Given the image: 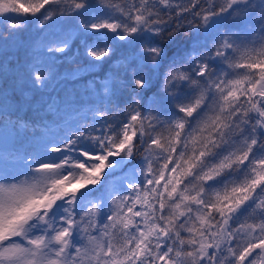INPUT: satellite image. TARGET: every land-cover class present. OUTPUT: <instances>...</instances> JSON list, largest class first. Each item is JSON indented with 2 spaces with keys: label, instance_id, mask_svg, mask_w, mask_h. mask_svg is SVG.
<instances>
[{
  "label": "snow or ice",
  "instance_id": "obj_1",
  "mask_svg": "<svg viewBox=\"0 0 264 264\" xmlns=\"http://www.w3.org/2000/svg\"><path fill=\"white\" fill-rule=\"evenodd\" d=\"M0 264H264V0H0Z\"/></svg>",
  "mask_w": 264,
  "mask_h": 264
},
{
  "label": "trees",
  "instance_id": "obj_2",
  "mask_svg": "<svg viewBox=\"0 0 264 264\" xmlns=\"http://www.w3.org/2000/svg\"><path fill=\"white\" fill-rule=\"evenodd\" d=\"M26 27H28V32H29V34L35 32V28H36L35 25H31V26H27V25H26ZM97 71H99V70H97ZM149 94H150V93H149Z\"/></svg>",
  "mask_w": 264,
  "mask_h": 264
},
{
  "label": "rangeland",
  "instance_id": "obj_3",
  "mask_svg": "<svg viewBox=\"0 0 264 264\" xmlns=\"http://www.w3.org/2000/svg\"><path fill=\"white\" fill-rule=\"evenodd\" d=\"M22 2H23V0H22Z\"/></svg>",
  "mask_w": 264,
  "mask_h": 264
}]
</instances>
